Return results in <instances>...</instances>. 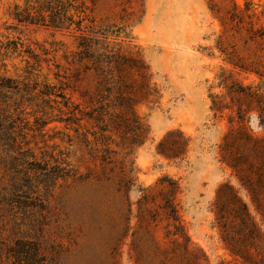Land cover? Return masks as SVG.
Listing matches in <instances>:
<instances>
[{"label":"rangeland","instance_id":"rangeland-1","mask_svg":"<svg viewBox=\"0 0 264 264\" xmlns=\"http://www.w3.org/2000/svg\"><path fill=\"white\" fill-rule=\"evenodd\" d=\"M0 264H264V0H0Z\"/></svg>","mask_w":264,"mask_h":264},{"label":"trees","instance_id":"trees-1","mask_svg":"<svg viewBox=\"0 0 264 264\" xmlns=\"http://www.w3.org/2000/svg\"><path fill=\"white\" fill-rule=\"evenodd\" d=\"M18 7V6H17Z\"/></svg>","mask_w":264,"mask_h":264}]
</instances>
